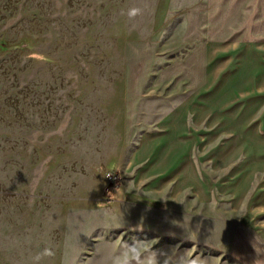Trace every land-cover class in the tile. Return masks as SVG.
Returning <instances> with one entry per match:
<instances>
[{"label":"rangeland","instance_id":"rangeland-1","mask_svg":"<svg viewBox=\"0 0 264 264\" xmlns=\"http://www.w3.org/2000/svg\"><path fill=\"white\" fill-rule=\"evenodd\" d=\"M203 1L0 0V264H31L44 247L55 256L40 264H110L121 234L157 240L168 264H264V69L250 50L234 67L241 85L225 97L200 90L179 120L189 153L161 151L192 160L193 178L149 199L124 196L134 187L122 168H104L116 113L122 165L160 128L144 112L179 109L178 95L150 93L151 78L142 87L131 71L155 36L153 69L183 56V14ZM133 8L142 14L130 19ZM134 101L136 132L123 139Z\"/></svg>","mask_w":264,"mask_h":264},{"label":"crops","instance_id":"crops-1","mask_svg":"<svg viewBox=\"0 0 264 264\" xmlns=\"http://www.w3.org/2000/svg\"><path fill=\"white\" fill-rule=\"evenodd\" d=\"M182 18V41L190 45L187 52L153 69V51L159 36L140 41L147 61L131 71L136 74L142 87L151 78L150 93L170 89V94L178 95L179 109L164 113L144 112L142 119L159 118L160 128L155 131L157 133L142 132L136 148L128 152L122 165L117 162V125L120 119H126L125 114L119 117L116 113L114 118L111 117L110 131L105 133L112 137L116 147L104 168L110 171L122 168L129 178L130 186L134 187L132 191L124 189V196L138 197L139 190H143L144 198L158 199L163 193H168L172 180L176 185L184 178H193L192 160L186 159L183 162L174 159L164 162L161 151L173 146L186 153L191 150V145H183L179 137V120L187 118L192 108H198L195 105L199 100L197 92L205 89V93L200 96L214 97L217 91L225 97L230 90L241 85L245 75L240 72L236 74L238 66L234 67L240 55L248 54V50V55L255 57L258 68L261 71L264 69V0H205L186 10ZM247 42H254L248 44L250 47L253 45V49L246 48ZM128 48L126 56L130 60L136 59ZM127 68L131 76L130 65ZM133 104L128 117L131 123L124 130L121 136L123 139L129 135L132 137L136 132L135 101ZM249 230L252 232V229Z\"/></svg>","mask_w":264,"mask_h":264},{"label":"clouds","instance_id":"clouds-1","mask_svg":"<svg viewBox=\"0 0 264 264\" xmlns=\"http://www.w3.org/2000/svg\"><path fill=\"white\" fill-rule=\"evenodd\" d=\"M141 14L140 8L130 9L127 13L130 19ZM38 58L43 59V57ZM114 243L117 245V251L109 257L110 264H168L167 259H162L165 252L153 250V246L157 243L155 239L137 237L124 239V234H121ZM54 256L55 252L51 247H44L31 258V264H40L44 258ZM177 264H200V261L180 256Z\"/></svg>","mask_w":264,"mask_h":264},{"label":"built area","instance_id":"built-area-1","mask_svg":"<svg viewBox=\"0 0 264 264\" xmlns=\"http://www.w3.org/2000/svg\"><path fill=\"white\" fill-rule=\"evenodd\" d=\"M108 179H109V181H112V180H116V177H115V175H111L108 177Z\"/></svg>","mask_w":264,"mask_h":264}]
</instances>
